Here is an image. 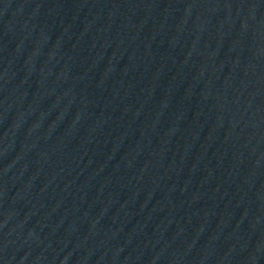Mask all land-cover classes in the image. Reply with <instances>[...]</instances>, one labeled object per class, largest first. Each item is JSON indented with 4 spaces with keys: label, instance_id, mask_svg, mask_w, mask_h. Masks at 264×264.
<instances>
[{
    "label": "water",
    "instance_id": "obj_1",
    "mask_svg": "<svg viewBox=\"0 0 264 264\" xmlns=\"http://www.w3.org/2000/svg\"><path fill=\"white\" fill-rule=\"evenodd\" d=\"M0 264H264V0H0Z\"/></svg>",
    "mask_w": 264,
    "mask_h": 264
}]
</instances>
